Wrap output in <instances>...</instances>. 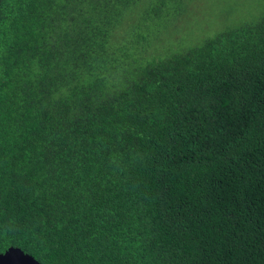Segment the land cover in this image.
<instances>
[{
  "label": "trees",
  "instance_id": "obj_1",
  "mask_svg": "<svg viewBox=\"0 0 264 264\" xmlns=\"http://www.w3.org/2000/svg\"><path fill=\"white\" fill-rule=\"evenodd\" d=\"M194 3L0 1V254L264 264V12Z\"/></svg>",
  "mask_w": 264,
  "mask_h": 264
},
{
  "label": "rangeland",
  "instance_id": "obj_2",
  "mask_svg": "<svg viewBox=\"0 0 264 264\" xmlns=\"http://www.w3.org/2000/svg\"><path fill=\"white\" fill-rule=\"evenodd\" d=\"M193 5L198 21L196 24L193 22L194 26H197L198 33L203 35H214L264 12V0H195ZM189 19L186 17L177 21L168 29L166 36L172 38L177 30L183 27L193 32L194 27L185 24Z\"/></svg>",
  "mask_w": 264,
  "mask_h": 264
},
{
  "label": "water",
  "instance_id": "obj_3",
  "mask_svg": "<svg viewBox=\"0 0 264 264\" xmlns=\"http://www.w3.org/2000/svg\"><path fill=\"white\" fill-rule=\"evenodd\" d=\"M1 1V0H0ZM0 264H41L19 248L10 247L0 254Z\"/></svg>",
  "mask_w": 264,
  "mask_h": 264
}]
</instances>
